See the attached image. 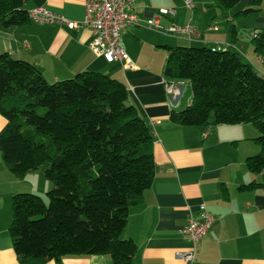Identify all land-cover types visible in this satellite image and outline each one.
<instances>
[{
  "label": "trees",
  "instance_id": "16d2710c",
  "mask_svg": "<svg viewBox=\"0 0 264 264\" xmlns=\"http://www.w3.org/2000/svg\"><path fill=\"white\" fill-rule=\"evenodd\" d=\"M0 0V27L33 23L23 5ZM223 12L240 0H213ZM262 0L234 15L258 12ZM231 42L237 40L229 25ZM264 67V29L251 36ZM167 47L165 81H187L191 102L170 115L174 125L207 128L252 125L259 152L245 160L264 172V77L231 50ZM126 86L84 71L48 83L32 64L0 54V154L18 179L40 171L52 184L45 201L32 193L11 198L8 229L19 264H45L66 256L106 255L111 264H130L136 246L122 239L128 211L141 203L154 175L151 128L127 102ZM260 185L250 183L239 190Z\"/></svg>",
  "mask_w": 264,
  "mask_h": 264
},
{
  "label": "crops",
  "instance_id": "0c3cea01",
  "mask_svg": "<svg viewBox=\"0 0 264 264\" xmlns=\"http://www.w3.org/2000/svg\"><path fill=\"white\" fill-rule=\"evenodd\" d=\"M189 1L191 8L185 0L136 1L132 12L142 21L160 9L171 10L173 15L160 20L164 28L191 25L197 35L176 37L144 22L127 27L121 46L133 69H124L119 62L107 64L95 56L89 49L92 34L88 29L69 30L57 24L0 27V54L34 65L48 83L90 71L126 86L128 104L152 130L154 162L151 185L141 203L129 209L121 236L136 246L130 264H264V172L253 174L245 167L246 158L259 152L245 143L248 137H257V130L250 124L207 128L172 124L171 113L190 104L191 87L187 81H174L180 83L181 94L172 98L165 92L163 78L167 47L213 49L230 43L231 50L264 75L251 45V33L264 29V0L258 12L241 19L234 15L250 7L253 0H240L225 13L213 0ZM37 7L71 21H81L85 13L84 0H28L23 5L27 12ZM230 24L237 31L235 43L231 42ZM5 127L6 120L0 115V134ZM250 183L260 186L239 190ZM51 188L40 171L16 178L0 154V264H19L8 233L12 196L32 193L46 203ZM201 206L215 221L197 244L193 260L185 263L176 256L190 247L181 229L189 218H198ZM45 264H111V260L106 255L66 256Z\"/></svg>",
  "mask_w": 264,
  "mask_h": 264
},
{
  "label": "built area",
  "instance_id": "2783aa9c",
  "mask_svg": "<svg viewBox=\"0 0 264 264\" xmlns=\"http://www.w3.org/2000/svg\"><path fill=\"white\" fill-rule=\"evenodd\" d=\"M137 0H84V17L81 21H71L54 14L43 7H37L28 12L29 19L41 25H61L69 30L88 29L92 34L89 49L97 56L102 57L107 64L121 63L124 69H133L134 65L121 46L122 32L129 26L144 22L147 27L157 31H166L176 37H187L197 35V31L191 25L178 26L171 24L168 28L161 25V18L173 15L171 10L160 9L155 16L142 21L133 12L132 8ZM186 6L191 8L189 0H185ZM216 29V28H213ZM254 33H251L253 36ZM229 45L213 48L212 50L224 51ZM165 92L172 98L181 94L179 82L165 81ZM198 218H189L181 233L189 242V249L177 253V257L190 263L194 258L197 244L205 236L215 219L207 213L203 206L199 209Z\"/></svg>",
  "mask_w": 264,
  "mask_h": 264
},
{
  "label": "rangeland",
  "instance_id": "374dc122",
  "mask_svg": "<svg viewBox=\"0 0 264 264\" xmlns=\"http://www.w3.org/2000/svg\"><path fill=\"white\" fill-rule=\"evenodd\" d=\"M260 75H261V73H259ZM261 76H263L264 77V75H261ZM50 84H52V83H50ZM252 127V126H251ZM251 129H254L253 127L251 128ZM253 138V137H252ZM252 138L251 137H248V141H246L245 143L247 144V145H249V146H251V147H257L254 143H253V141H252ZM258 148V147H257ZM47 200V199H46Z\"/></svg>",
  "mask_w": 264,
  "mask_h": 264
}]
</instances>
